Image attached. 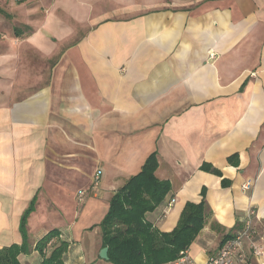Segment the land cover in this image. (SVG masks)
<instances>
[{"label": "crops", "instance_id": "obj_1", "mask_svg": "<svg viewBox=\"0 0 264 264\" xmlns=\"http://www.w3.org/2000/svg\"><path fill=\"white\" fill-rule=\"evenodd\" d=\"M153 152L170 190L145 219L169 232L203 200L206 264L252 211L232 264H264V0H0V248L30 208V247L57 229L47 254L110 264L98 224Z\"/></svg>", "mask_w": 264, "mask_h": 264}, {"label": "trees", "instance_id": "obj_2", "mask_svg": "<svg viewBox=\"0 0 264 264\" xmlns=\"http://www.w3.org/2000/svg\"><path fill=\"white\" fill-rule=\"evenodd\" d=\"M158 166L156 153L149 154L138 173L133 175L110 198L106 213L100 220L101 246L108 248L110 264H165L173 262L180 251L188 249L204 225L207 209L204 201L186 202L176 226L169 232H162L145 219L170 190L166 180L155 175ZM203 170L209 166L203 164ZM30 208L20 221L21 244L0 248V264H21L20 254L37 251L42 257L39 264H65L64 254L67 242L50 243L59 237V231L52 229L42 236L32 248L25 230Z\"/></svg>", "mask_w": 264, "mask_h": 264}, {"label": "built area", "instance_id": "obj_3", "mask_svg": "<svg viewBox=\"0 0 264 264\" xmlns=\"http://www.w3.org/2000/svg\"><path fill=\"white\" fill-rule=\"evenodd\" d=\"M100 175H101V170H97L93 179L94 186L98 185ZM248 188H249V183L243 185V189H248ZM83 194L84 192L82 190H79L78 195L80 200H82ZM252 213H253L252 211H249L246 216V219L244 221L245 224L244 230L238 232L236 235L226 240L222 245V247L220 248V250L218 251V253L209 257L206 264H232L234 251L241 247L243 237L247 236L251 231ZM252 251L255 255H259L262 253V248L259 247L258 245L252 244ZM172 264H195V263L190 258L188 254V250L185 249L183 251H180L178 258L174 260Z\"/></svg>", "mask_w": 264, "mask_h": 264}, {"label": "water", "instance_id": "obj_4", "mask_svg": "<svg viewBox=\"0 0 264 264\" xmlns=\"http://www.w3.org/2000/svg\"><path fill=\"white\" fill-rule=\"evenodd\" d=\"M108 248L107 247H102L99 251V257L101 259L107 260L108 259Z\"/></svg>", "mask_w": 264, "mask_h": 264}, {"label": "rangeland", "instance_id": "obj_5", "mask_svg": "<svg viewBox=\"0 0 264 264\" xmlns=\"http://www.w3.org/2000/svg\"><path fill=\"white\" fill-rule=\"evenodd\" d=\"M84 217H81V219H79V225H81L83 222H84ZM87 237L91 238L92 237V234H89Z\"/></svg>", "mask_w": 264, "mask_h": 264}]
</instances>
